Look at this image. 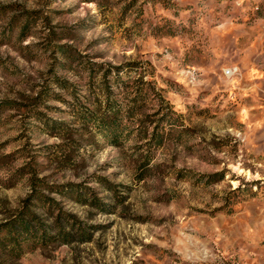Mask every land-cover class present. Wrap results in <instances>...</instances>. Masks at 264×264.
I'll return each mask as SVG.
<instances>
[{
    "label": "rangeland",
    "instance_id": "rangeland-1",
    "mask_svg": "<svg viewBox=\"0 0 264 264\" xmlns=\"http://www.w3.org/2000/svg\"><path fill=\"white\" fill-rule=\"evenodd\" d=\"M0 264H264V0H0Z\"/></svg>",
    "mask_w": 264,
    "mask_h": 264
},
{
    "label": "trees",
    "instance_id": "trees-1",
    "mask_svg": "<svg viewBox=\"0 0 264 264\" xmlns=\"http://www.w3.org/2000/svg\"><path fill=\"white\" fill-rule=\"evenodd\" d=\"M18 225H19V229L21 232H18L16 234H13V233L9 234L10 240L14 244L16 245L23 244V243L28 244L29 242L31 243L32 241H35L34 237H39L38 234L37 235L33 234L31 227L28 224L24 223L23 221H19ZM31 237L33 238V240ZM42 238H44V236ZM26 239H29V240H26Z\"/></svg>",
    "mask_w": 264,
    "mask_h": 264
},
{
    "label": "built area",
    "instance_id": "built-area-1",
    "mask_svg": "<svg viewBox=\"0 0 264 264\" xmlns=\"http://www.w3.org/2000/svg\"><path fill=\"white\" fill-rule=\"evenodd\" d=\"M230 73V72H229Z\"/></svg>",
    "mask_w": 264,
    "mask_h": 264
}]
</instances>
